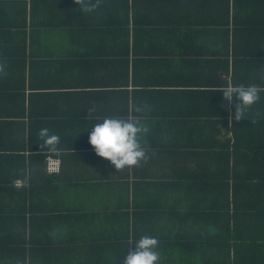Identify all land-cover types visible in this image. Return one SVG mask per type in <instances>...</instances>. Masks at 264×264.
Wrapping results in <instances>:
<instances>
[{
    "label": "crops",
    "instance_id": "0c3cea01",
    "mask_svg": "<svg viewBox=\"0 0 264 264\" xmlns=\"http://www.w3.org/2000/svg\"><path fill=\"white\" fill-rule=\"evenodd\" d=\"M263 64L264 0H0V171L25 164L15 186L29 189V160L35 170L38 152L59 157L61 171H45L57 180L41 182L66 200L67 224L91 228L77 241L95 239L99 260L101 244L128 242L116 257L123 261L151 235L159 260L216 264V221L186 212L195 194L218 192L201 183L202 164L217 163L219 142L235 138L238 99L222 91L259 85L248 111L264 119ZM107 116L142 126L145 158L117 169L95 153L88 132ZM42 127L58 135L54 146ZM124 212L135 229L121 241L105 228L124 225ZM181 238L189 245L163 248Z\"/></svg>",
    "mask_w": 264,
    "mask_h": 264
},
{
    "label": "trees",
    "instance_id": "16d2710c",
    "mask_svg": "<svg viewBox=\"0 0 264 264\" xmlns=\"http://www.w3.org/2000/svg\"><path fill=\"white\" fill-rule=\"evenodd\" d=\"M261 70L264 74V64ZM235 108H232L234 116ZM252 109L249 105L243 116L233 122L234 141L219 142V161L202 164L205 168L200 179L203 181H199L218 192L207 196L195 194V206L198 207L186 212V217L200 216L216 221L217 231L211 235V240L217 242L219 253H222L216 264H264V129L261 127L264 119L255 111H248ZM34 157L38 160L35 168L38 172L33 170V161L29 160L30 174L36 173V177L30 175L29 189L26 184L22 188L15 186L17 176L27 171L25 164L15 166L14 172L6 177L0 171V264H61L66 262V254L74 257L72 261L76 264H123L116 257L122 250L120 246H127L128 242L101 244L99 251L107 253L99 260L101 256L96 255L95 239L77 241L94 233L89 226L77 225L75 221L67 224L66 213L69 215L70 211L62 210L66 200L53 195L52 183L44 188V182H41L42 179L49 182L58 178L54 177L56 174L45 172L47 154L38 152ZM18 181L23 183V180ZM37 184L41 185L42 191L35 194L34 185ZM192 206L188 204V208ZM119 215L125 224L105 228V233L112 231L109 234L117 235L116 238L123 241L130 238L129 234L135 228L130 226L129 212ZM137 218L135 216L134 220ZM189 239L181 238L180 242L166 244L163 248L169 252L177 251L178 243L189 245ZM57 253L64 256L52 259ZM195 260L183 259L181 264H197ZM160 263L178 264V259L171 256L159 260Z\"/></svg>",
    "mask_w": 264,
    "mask_h": 264
},
{
    "label": "clouds",
    "instance_id": "9594fccd",
    "mask_svg": "<svg viewBox=\"0 0 264 264\" xmlns=\"http://www.w3.org/2000/svg\"><path fill=\"white\" fill-rule=\"evenodd\" d=\"M90 7L95 5L85 6V10H90ZM260 90V86L256 84L237 85L225 88L222 94L229 100L234 95L237 97L238 103L234 114L236 119H240L248 106L259 99ZM142 131V126L135 120L107 116L91 125L88 142L97 155L107 158L115 168L119 169L145 158V150L138 139V134ZM39 136L49 145L54 146L59 141L58 135L50 134L47 127L39 129ZM157 244L158 240L155 236H140L135 241V249L124 255L123 264H158Z\"/></svg>",
    "mask_w": 264,
    "mask_h": 264
},
{
    "label": "built area",
    "instance_id": "2783aa9c",
    "mask_svg": "<svg viewBox=\"0 0 264 264\" xmlns=\"http://www.w3.org/2000/svg\"><path fill=\"white\" fill-rule=\"evenodd\" d=\"M62 168V162L61 159L59 157L56 156H47L46 158V170L49 173H58L61 171ZM18 183L20 184V181H18Z\"/></svg>",
    "mask_w": 264,
    "mask_h": 264
}]
</instances>
